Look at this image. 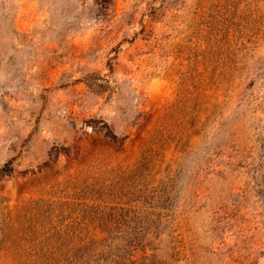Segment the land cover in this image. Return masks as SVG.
<instances>
[{"label": "rangeland", "instance_id": "rangeland-1", "mask_svg": "<svg viewBox=\"0 0 264 264\" xmlns=\"http://www.w3.org/2000/svg\"><path fill=\"white\" fill-rule=\"evenodd\" d=\"M0 264H264V0H0Z\"/></svg>", "mask_w": 264, "mask_h": 264}]
</instances>
